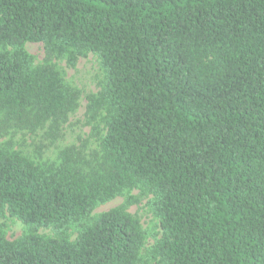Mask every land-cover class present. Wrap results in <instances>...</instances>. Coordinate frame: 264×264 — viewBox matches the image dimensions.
<instances>
[{
    "label": "trees",
    "instance_id": "1",
    "mask_svg": "<svg viewBox=\"0 0 264 264\" xmlns=\"http://www.w3.org/2000/svg\"><path fill=\"white\" fill-rule=\"evenodd\" d=\"M0 217V264H264V0H0Z\"/></svg>",
    "mask_w": 264,
    "mask_h": 264
},
{
    "label": "rangeland",
    "instance_id": "2",
    "mask_svg": "<svg viewBox=\"0 0 264 264\" xmlns=\"http://www.w3.org/2000/svg\"><path fill=\"white\" fill-rule=\"evenodd\" d=\"M26 51L34 58L35 63H41L44 59V49L42 44L38 43H27L25 45ZM62 66L65 68L66 78L69 82L73 85L79 87L82 91L84 96L89 93H96L97 88V77L99 74V66H98V59L95 55L89 54L85 58H80L75 66V68H67L64 63ZM85 105L86 101L82 99L80 108L76 115L71 119L73 123V127L67 129L68 137L66 142L75 141L76 137L79 135L81 138H86L89 129L83 126V115L85 112ZM134 195H137L138 192L134 191ZM147 200H141L138 204L133 205L128 209V212L136 217H138L141 221L143 227L149 226L152 221V216L146 212V204ZM123 202V198H116L104 205L99 206L93 212V214H99L102 212H107L119 205ZM0 223L5 225L6 230V237L8 240H14L18 238L24 229L23 224L13 218L9 217H0ZM41 234L51 235V231L49 229H42L40 230ZM153 241L150 240L149 244H152Z\"/></svg>",
    "mask_w": 264,
    "mask_h": 264
}]
</instances>
